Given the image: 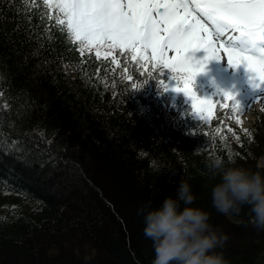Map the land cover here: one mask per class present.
<instances>
[{
  "label": "trees",
  "instance_id": "16d2710c",
  "mask_svg": "<svg viewBox=\"0 0 264 264\" xmlns=\"http://www.w3.org/2000/svg\"><path fill=\"white\" fill-rule=\"evenodd\" d=\"M57 16L43 0H0V264H151L140 208L181 180L228 234L230 264H264V229L247 205L216 210L210 167L214 156L254 166L264 150L214 131L190 97L159 86L163 73L80 51ZM191 113L216 144L181 126Z\"/></svg>",
  "mask_w": 264,
  "mask_h": 264
},
{
  "label": "snow or ice",
  "instance_id": "6c2138e0",
  "mask_svg": "<svg viewBox=\"0 0 264 264\" xmlns=\"http://www.w3.org/2000/svg\"><path fill=\"white\" fill-rule=\"evenodd\" d=\"M43 2L57 9L58 22L62 27L66 25L69 38L79 41L82 47L131 49L139 59H153L170 69L174 80L183 81L176 90L192 99L196 114L202 115L212 101L193 90L195 74L203 71L208 59L223 58L221 52L226 53L229 65H244L253 87L264 84V0ZM189 3L199 6L211 21V28L189 10ZM168 48L176 54L167 56ZM148 49L152 57L147 56ZM195 49L205 51L199 60L189 55ZM222 91L224 97L234 100L232 92Z\"/></svg>",
  "mask_w": 264,
  "mask_h": 264
},
{
  "label": "clouds",
  "instance_id": "9594fccd",
  "mask_svg": "<svg viewBox=\"0 0 264 264\" xmlns=\"http://www.w3.org/2000/svg\"><path fill=\"white\" fill-rule=\"evenodd\" d=\"M213 175L212 204L217 211L238 215L247 205L250 222L264 229V163L254 166L226 162L219 156L210 160ZM191 185L181 180L175 194L157 206L142 205L144 233L153 244L151 264H230L222 251L228 234L210 221V213L195 205Z\"/></svg>",
  "mask_w": 264,
  "mask_h": 264
},
{
  "label": "rangeland",
  "instance_id": "374dc122",
  "mask_svg": "<svg viewBox=\"0 0 264 264\" xmlns=\"http://www.w3.org/2000/svg\"><path fill=\"white\" fill-rule=\"evenodd\" d=\"M156 13L154 12L153 15ZM203 50V49H202ZM204 51V50H203ZM166 52H171V48L166 49ZM225 61V60H224ZM221 62L223 64H227L223 62L221 59ZM67 64L63 65V69L67 74H71V69L67 67ZM226 75V73H225ZM250 75L244 65L240 66V72H238V77H227L230 80V92H232V95L234 96V100L231 99L230 103L228 104L229 109H231L234 113L233 116L229 118V120H234V123L236 125H240L241 129H247L251 128L252 131L255 130L256 126H261L260 131L264 135V107L263 110H255L253 109V116L252 114L249 115L247 113V105L246 102L251 100L253 97L259 95L264 96V84H261L259 87H253L252 82L250 81ZM259 81H257V84L259 85ZM239 102V105L237 102ZM246 113L248 116L246 119ZM260 115V116H259ZM239 128V129H240ZM264 137V136H263ZM262 163H264V156H261L259 158Z\"/></svg>",
  "mask_w": 264,
  "mask_h": 264
},
{
  "label": "bare ground",
  "instance_id": "6f19581e",
  "mask_svg": "<svg viewBox=\"0 0 264 264\" xmlns=\"http://www.w3.org/2000/svg\"><path fill=\"white\" fill-rule=\"evenodd\" d=\"M221 56L223 57L221 59L223 60V62H225L224 61L225 57L222 54H221ZM220 62H221V60H220ZM221 64H222V67L224 70H228L229 74H233L235 72V70H234L235 66H232V65L228 66L227 64H223L222 62H221ZM247 105H248L247 113L249 115H251L252 110L254 108L262 109L264 107V96H255L254 98H252L247 103Z\"/></svg>",
  "mask_w": 264,
  "mask_h": 264
}]
</instances>
